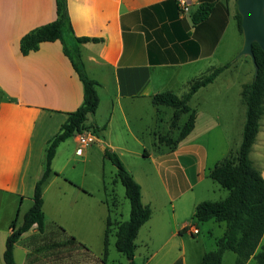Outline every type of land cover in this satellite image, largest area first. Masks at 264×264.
Masks as SVG:
<instances>
[{
  "label": "crops",
  "instance_id": "crops-1",
  "mask_svg": "<svg viewBox=\"0 0 264 264\" xmlns=\"http://www.w3.org/2000/svg\"><path fill=\"white\" fill-rule=\"evenodd\" d=\"M191 2L190 11L183 13L177 0H66L68 19L63 27L68 42L64 36L44 41L24 54L21 38L57 18V0H0V264H5L11 223L15 218L19 221L25 203L33 201L49 139L83 103L84 84L65 47L98 81L100 102L88 124L100 127L94 135L101 145H82L77 133L57 147L53 172L43 187L45 230L33 227L15 244V251L19 248L26 254L23 264L37 259L39 264L77 261L75 237L60 227L62 216L57 211L67 193L75 200V185L69 182L74 178L63 179L65 185L59 182L76 145L77 154L85 148L89 155L101 153L104 164L105 148L112 149L140 183L143 203L150 205L152 215L139 230L135 258L138 243L155 247L143 264H200L206 252L216 249L226 230V223L216 219L205 221H213L209 234L214 241L202 234L190 249L186 244L188 233H202L203 223L194 217L197 204L210 199L204 189L211 169L208 132L197 133V118L194 129L176 148L159 143L158 137L171 130L173 109L153 103L156 93H186L193 78L218 66L213 59L229 29L240 32L237 0ZM203 2L214 6L204 21L195 23L192 14ZM82 36L102 40L79 42L76 37ZM148 134L157 136L159 153L146 147L141 135ZM145 159L151 164L146 165ZM54 184L63 192L53 191L57 206L48 214L47 201L52 199L47 193ZM144 185L151 189L146 198ZM109 217L110 229L113 225L117 230L122 220L113 221L109 211L100 217L106 221L105 229ZM186 226L199 233L186 231ZM228 251L232 250H226L223 259Z\"/></svg>",
  "mask_w": 264,
  "mask_h": 264
},
{
  "label": "trees",
  "instance_id": "trees-1",
  "mask_svg": "<svg viewBox=\"0 0 264 264\" xmlns=\"http://www.w3.org/2000/svg\"><path fill=\"white\" fill-rule=\"evenodd\" d=\"M213 6L214 3L211 2L201 3L192 14L193 21L195 23L204 21L211 13ZM67 19L66 0H57V18L25 34L21 38L22 52L27 54L31 50H36L39 44L44 41L62 39L63 25ZM236 19L242 33V16L239 12L236 13ZM76 39L79 42L102 40L87 36L76 37ZM253 51L258 64V74L254 76L251 82L244 84L242 89L247 113L241 144L235 152H231L217 162L209 171V177L228 189L229 194L222 200H204L198 203L194 214V217L200 222L216 219L226 223V230L217 240L216 249L206 252L200 264H221L226 250H232L237 254L235 264H246L251 257L256 258L257 264H264V244L261 246V250L256 252L264 234V176L250 157L260 130V121L264 115V50L257 42H254ZM65 53L70 56L74 68L83 81V103L69 113L67 121L62 125L59 132L47 143L44 172L35 185L33 205L25 213L20 225H18L17 218L11 223L12 231L7 237L4 251L5 264H16L15 244L23 233L33 227L40 232L45 230L43 187L53 172L51 163L59 144L77 133L85 131L99 133L100 131L98 125L87 122L89 115H94L99 106L98 81L86 73L83 63L75 59L66 47ZM230 65L231 63L214 66L208 72L193 78L189 82L188 91L183 95H178L173 91H164L153 96L155 105H166L173 109L170 127H179L180 130L176 138L169 133L160 135L158 137L159 143L176 148L191 133L197 119V114L189 103L191 98L201 88L212 83ZM183 115H187V119L180 126L179 122ZM105 156L116 166L117 178L125 186L126 196L131 204L129 220L117 223L116 247L127 256L129 264H137L135 261V241L141 226L151 217L152 208L143 203L141 185L125 167L119 154L106 147ZM110 225L111 219L109 217L104 235L105 257L108 255Z\"/></svg>",
  "mask_w": 264,
  "mask_h": 264
},
{
  "label": "rangeland",
  "instance_id": "rangeland-1",
  "mask_svg": "<svg viewBox=\"0 0 264 264\" xmlns=\"http://www.w3.org/2000/svg\"><path fill=\"white\" fill-rule=\"evenodd\" d=\"M67 31V28L63 27V36L66 42H68ZM243 42V32L241 33L236 28L231 27L216 57L213 59L218 66L227 63H231V65L219 74L206 88H202L194 94L189 102L191 108L197 114V133L207 131L209 135L207 161L209 169L231 152H235L242 141L247 113V106L242 97V89L243 85L251 82L255 76V68L251 56L248 54L240 55ZM147 107H149V104H146L145 108L147 109ZM186 119L187 115H183L179 122L180 126L185 123ZM90 120H93L92 115L90 116ZM164 128L166 130L167 124H164ZM179 132V127H172L167 133L176 138ZM75 135L77 134L73 136ZM98 136L103 139V135ZM141 136L148 149L154 154L159 153L161 146L156 140L157 136L149 134ZM97 140L91 144L96 146L101 145V141L97 142ZM75 148L72 156L73 160L70 164L68 163V165L63 167L64 171L59 182L61 185H65L63 179H68V177L74 178L75 181L68 180L75 185V188H73L75 189V200L67 193L63 196L62 201L58 202L57 209L62 216L61 221H58L60 227L66 229V233H70V236L75 237L73 251L77 259L75 264H129L127 256L116 247V226L112 225L110 229L108 255L107 257L104 255L106 221L100 220L101 215L109 211L113 221L116 219L125 221L129 220L131 212V204L129 198L126 196L125 186L117 178V168L106 157L104 158V164L100 159L101 153L97 154V152H94V154L89 155L87 152L89 148H85L88 150L83 154H77ZM103 155H105L104 152ZM250 157L264 174V115L260 121V130L251 150ZM87 159H90L89 162L84 164L82 161H86ZM144 163L146 165L151 164L146 159ZM144 186L146 198V192H149L151 189L146 185ZM50 189V193H47V195L52 200L48 199L47 201L48 214L55 212L57 206L55 193L63 192L59 190L58 184H54ZM204 189H206L208 194L207 198H210L209 200L212 201L222 200L229 194L228 189L222 187L211 178H208ZM53 191L56 192L54 193ZM32 205L33 201L25 203L19 215L18 225L23 222L25 213ZM51 205H53V209ZM202 223V233L198 235L188 233L186 238L188 249H190L191 245H195L194 241L199 239L202 234L208 241H214L213 237L209 234L210 224H207L205 221ZM263 244L264 234L256 252L261 250ZM138 245L135 261L137 264H143L144 258L152 254L155 247L151 246V249L145 248L140 243ZM68 248L71 249L72 246ZM14 253L17 264H23L26 259L24 250L18 248ZM235 258H237V254L234 251H228L222 264H235ZM39 263L38 259L32 262V264ZM246 264H257V260L255 257H251Z\"/></svg>",
  "mask_w": 264,
  "mask_h": 264
},
{
  "label": "water",
  "instance_id": "water-1",
  "mask_svg": "<svg viewBox=\"0 0 264 264\" xmlns=\"http://www.w3.org/2000/svg\"><path fill=\"white\" fill-rule=\"evenodd\" d=\"M237 7L242 16L241 27L244 37L240 55L251 56L255 75H257L258 64L253 51V43L257 42L264 50V0H237Z\"/></svg>",
  "mask_w": 264,
  "mask_h": 264
},
{
  "label": "built area",
  "instance_id": "built-area-1",
  "mask_svg": "<svg viewBox=\"0 0 264 264\" xmlns=\"http://www.w3.org/2000/svg\"><path fill=\"white\" fill-rule=\"evenodd\" d=\"M177 3L179 5L181 12L184 13V12L190 11V9H191L190 7H191V3H192L191 0H177ZM78 138H79L82 145L83 144L88 145V144H91L97 140L96 135H94V133L91 131H85V132L80 133ZM185 230L190 231L193 234L199 233V230L195 227H192V226H186Z\"/></svg>",
  "mask_w": 264,
  "mask_h": 264
}]
</instances>
